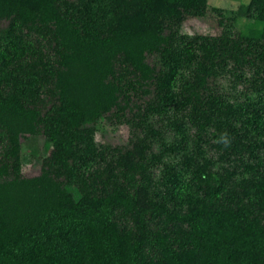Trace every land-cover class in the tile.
Segmentation results:
<instances>
[{"label": "trees", "instance_id": "obj_1", "mask_svg": "<svg viewBox=\"0 0 264 264\" xmlns=\"http://www.w3.org/2000/svg\"><path fill=\"white\" fill-rule=\"evenodd\" d=\"M248 1L255 21L235 34L187 36L181 23L206 0H0V264H264V150L260 164L241 158L254 146L231 124L242 113L208 84L248 67V83L264 87V0ZM261 104H249L258 117ZM169 105L197 138L211 128L209 145L232 165L197 164L183 207L179 171L154 175L167 147L153 151L159 132L142 123ZM125 109L141 134L96 145L91 124H126ZM35 134L50 149L25 176L20 138ZM236 165L248 176L235 183Z\"/></svg>", "mask_w": 264, "mask_h": 264}, {"label": "rangeland", "instance_id": "obj_2", "mask_svg": "<svg viewBox=\"0 0 264 264\" xmlns=\"http://www.w3.org/2000/svg\"><path fill=\"white\" fill-rule=\"evenodd\" d=\"M75 1V0H72ZM248 0H206L207 8L203 15L186 18L180 25L179 32L187 36H218L222 30L227 28L231 34H235L240 29L255 21L254 10L247 9ZM6 20H0V28L5 27ZM23 43L27 48H35L37 42L35 36L24 35ZM188 64L184 63L180 68V77H176L175 88L187 74ZM237 75V74H236ZM233 76L231 70H219L217 74L211 77L208 84L218 93L223 94V98L228 101L239 117L232 116L231 124L237 127L241 141L245 144L251 142L254 146L248 152H242V159L249 163H262L263 147L261 141H264V87L260 84L252 85L248 83L251 77V70L248 67L242 68L241 77ZM179 78V79H178ZM150 96V95H149ZM151 97V96H150ZM257 97L261 98V108L263 116L258 117L252 112L249 104L255 103ZM149 98L148 95L143 99ZM142 99V98H141ZM141 99L135 100L141 103ZM127 123H112V119L106 116L99 117L94 123L92 139L96 145L104 146H124L128 143L129 135L141 134V125L131 124L136 119L131 117V111L124 110ZM185 109H174L173 105L166 107L163 113H149L144 117L141 115L142 123L158 130V136L153 137L151 149L158 152L167 147L164 151L161 161L153 167L154 175H158L163 165L171 166L179 171V186L174 190V204L176 207L185 206L189 198H195V192L190 188L189 179L192 170L197 164L207 163L209 173H222L223 168L232 170V165L226 157H220L212 146H210V130L206 128L204 133L196 137V127L186 121ZM246 119H249L246 122ZM131 121V125L128 123ZM90 125V124H88ZM20 170L23 175L31 176L39 172L43 160L48 154L50 145L42 134L29 135L20 138ZM190 157L187 161L186 158ZM235 165V164H234ZM236 170L234 182H238L242 177L247 178L246 173H240V168L233 166ZM156 175V176H157ZM155 176V177H156ZM249 178V177H248ZM253 179V177L251 178ZM250 188V187H249ZM250 190V191H249ZM246 189V199H240L242 203L251 200L254 189ZM196 195V194H195ZM171 199V198H170ZM173 202V200L171 199Z\"/></svg>", "mask_w": 264, "mask_h": 264}]
</instances>
